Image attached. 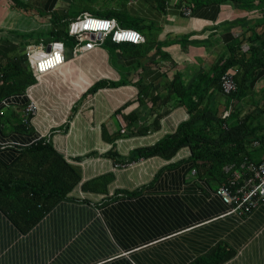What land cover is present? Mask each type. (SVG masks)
I'll list each match as a JSON object with an SVG mask.
<instances>
[{"label": "crops", "instance_id": "0c3cea01", "mask_svg": "<svg viewBox=\"0 0 264 264\" xmlns=\"http://www.w3.org/2000/svg\"><path fill=\"white\" fill-rule=\"evenodd\" d=\"M34 1L43 13L32 18L0 0V52L24 55L17 36L8 35L17 15L29 16L26 30L40 32L48 41L50 12L45 0ZM63 1L54 7L59 15L67 9ZM177 1L133 0L129 6L140 20L142 43L96 45L78 55L66 48L65 63L25 92L1 100L0 143H11L0 146L3 163L13 162L20 147L52 132V144L78 166L82 181L104 174L111 178L104 192L77 186L26 232L0 208V264H108L132 254L144 264L151 252L157 264H177L178 258L189 264L220 243L234 251L222 264H264V204L245 216L229 213L230 207L193 169L189 146L170 159L154 155L115 166L188 118L190 96L168 95L173 77L178 75L187 87L198 76L210 75L214 63L229 55V42L249 33L244 29L255 23L250 15L245 23L229 26L246 13L228 3L197 7L186 16ZM255 70L237 109L240 117L255 110L252 119L264 126V67ZM99 80L116 85L88 93ZM224 97L219 91L213 96L219 104ZM30 100L37 113L22 127L21 110ZM132 115L136 121L124 127V116ZM254 145L262 158L264 144ZM81 214L88 218L81 220Z\"/></svg>", "mask_w": 264, "mask_h": 264}, {"label": "trees", "instance_id": "16d2710c", "mask_svg": "<svg viewBox=\"0 0 264 264\" xmlns=\"http://www.w3.org/2000/svg\"><path fill=\"white\" fill-rule=\"evenodd\" d=\"M9 1L14 7L27 8V4L21 0ZM45 1L44 6L50 12L48 15L52 21V26L46 33L49 37L47 42L60 40L71 50L78 43V39L69 33V26L75 19L83 17L84 13L115 17L121 26L134 28L142 33L138 25L140 20L130 10L129 4L133 0H67L69 7L76 5L74 9H65L61 15L54 12L58 0ZM225 3L246 13L241 18L228 22L229 26L241 25L252 16L255 23L250 28H243L249 30V33L243 31L242 35H238L239 39L234 38L229 42V55L222 56L214 63L210 75L204 73L203 76H198L197 81L187 87L182 85L179 76L175 75L168 86V95L190 96L188 118L181 121L174 132L164 135L154 144L133 149L127 157L119 159V163L127 164L154 155L170 159L181 147L187 145L191 151L189 159L193 169L216 190L232 180L242 184L249 176L246 170L247 162L260 160L254 143L264 144V126L252 119L255 110L247 111L240 117L237 103L244 98L251 73L258 72L256 68L264 67V0H178L177 6L184 15L182 6H190L192 14L197 7L211 5V8H220L221 4ZM259 25L263 27L260 30ZM23 42H19L23 49L30 44ZM107 43L123 44L107 38L101 45ZM23 54L0 52V103L4 97L23 93L36 82L25 52ZM227 71L234 73L236 82V90L229 94L222 91L221 80ZM105 85L116 84L99 80L92 84L87 92L91 93ZM209 89L213 91L211 95L207 94ZM218 91L225 96L223 104L215 102L213 98ZM192 96L195 98L192 99ZM226 111L229 112L227 115ZM117 112L120 110L117 109ZM128 118L129 116H124V127L128 125V121H136L133 115ZM30 121V117L28 122L22 121L21 110L19 125L28 126ZM51 133L20 147L13 162L6 164L0 160V208L23 232L36 225L60 201L69 198L77 186L83 191L104 192L111 178L110 174H104L82 181L78 166L69 162L52 144ZM110 154L115 155L112 151ZM263 204L260 202L258 205ZM248 213L239 215L245 216ZM80 218L87 219L88 214H81ZM152 253L149 255L151 260L144 264L157 262ZM233 253L227 243H220L210 253L199 256L189 264H222ZM184 262L178 258L176 263ZM108 264L142 263L132 254L129 258H119Z\"/></svg>", "mask_w": 264, "mask_h": 264}, {"label": "built area", "instance_id": "2783aa9c", "mask_svg": "<svg viewBox=\"0 0 264 264\" xmlns=\"http://www.w3.org/2000/svg\"><path fill=\"white\" fill-rule=\"evenodd\" d=\"M182 12L184 15L189 16L191 15V7L186 5L182 6ZM95 18H103V19H111L108 17H101V16H94ZM83 17H79L75 19L73 22L82 19ZM72 22V23H73ZM71 23V24H72ZM70 24V25H71ZM129 29V30H136L130 27L121 26L119 23L113 27L112 31H110L107 37L103 36L104 30H83L78 34H71L74 35L78 39V43L72 48V52L75 55L82 54L87 50L93 48L96 45H101L107 38H110L115 43H134L130 40H121L116 42L112 39L113 32L117 29ZM138 31V30H137ZM140 32V31H139ZM69 33H70V26H69ZM141 33V32H140ZM142 34V33H141ZM143 35V34H142ZM60 41V40H52L47 43H30L25 47V53L29 57L30 68L33 71V74L36 80L40 79V77L50 72L58 67H60L63 63L66 62V46L63 41V61L56 64L55 66L49 67L46 70H41L38 66V60L36 56L33 55L34 52L43 45L45 47V51H51V46L53 42ZM92 45V46H89ZM234 73L232 71H227L225 74L222 75V91L225 94H229L232 91L236 90V82L234 80ZM37 113V104L34 100H30L26 106L22 109V121L28 122V118L32 119L34 115ZM229 112L226 111L225 114L227 115ZM256 143V142H255ZM11 143H0L1 145H9ZM15 144V143H12ZM130 163L127 164H116L115 166L122 167L128 166ZM246 170L249 172V176L247 179L244 180L242 184H237L234 180L230 181L228 184H224L219 186L215 193L221 197V199L230 205L229 213L235 212L237 214H242L245 212H250L253 210L260 202L264 203V156L260 158L259 161H248L246 165ZM194 172V171H193Z\"/></svg>", "mask_w": 264, "mask_h": 264}, {"label": "clouds", "instance_id": "9594fccd", "mask_svg": "<svg viewBox=\"0 0 264 264\" xmlns=\"http://www.w3.org/2000/svg\"><path fill=\"white\" fill-rule=\"evenodd\" d=\"M117 24H118V21L115 17H112L111 19L95 18V17H92L88 13H84V18L79 19L70 25V34H78L86 29L87 30H104L103 36L107 37L108 33L112 31L113 27L116 26ZM112 39L116 42H119L121 40H130L134 43H142L145 38L137 30L117 28L113 32ZM89 46H92V45H89ZM63 48H64V45H63V42L61 41L53 42L50 52L45 51V47L42 45L37 50V52L33 53V55L36 56L38 60L39 68L41 70H46L49 67L55 66L56 64L62 62L64 58ZM118 164H121V163H118Z\"/></svg>", "mask_w": 264, "mask_h": 264}, {"label": "rangeland", "instance_id": "374dc122", "mask_svg": "<svg viewBox=\"0 0 264 264\" xmlns=\"http://www.w3.org/2000/svg\"><path fill=\"white\" fill-rule=\"evenodd\" d=\"M23 3L27 4V8H22L23 10H18L20 12H22L23 14L26 15H31V17L33 18L34 16L40 14L42 15V10L40 8V6L38 4L35 3L34 0H21ZM74 5L76 4H72L70 7L67 3V0H64L62 2V6L66 8L74 9ZM0 7H2V4L0 3ZM6 8V6H3ZM20 9V8H18ZM131 15L133 16V14L131 13ZM51 18V16H49V19ZM30 17L29 16H24V15H17L15 18V28L13 31H9L8 35H15L17 36V40L18 42H23L22 40L27 39V41L25 42H29V43H39V39H42L41 41H44L43 43H45V46L47 45L48 42H46L47 37L46 36H41V34H39L38 32H34V31H28L26 30V26H28L30 24ZM122 167H126V166H122ZM120 167V168H122Z\"/></svg>", "mask_w": 264, "mask_h": 264}]
</instances>
